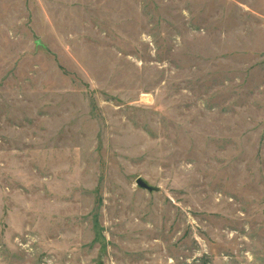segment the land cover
Instances as JSON below:
<instances>
[{
  "label": "rangeland",
  "instance_id": "rangeland-1",
  "mask_svg": "<svg viewBox=\"0 0 264 264\" xmlns=\"http://www.w3.org/2000/svg\"><path fill=\"white\" fill-rule=\"evenodd\" d=\"M0 264H264V0H0Z\"/></svg>",
  "mask_w": 264,
  "mask_h": 264
},
{
  "label": "water",
  "instance_id": "water-1",
  "mask_svg": "<svg viewBox=\"0 0 264 264\" xmlns=\"http://www.w3.org/2000/svg\"><path fill=\"white\" fill-rule=\"evenodd\" d=\"M135 184L137 187H139L140 189L146 190V191H154L156 190L155 188L149 186L143 179L138 178L135 181Z\"/></svg>",
  "mask_w": 264,
  "mask_h": 264
}]
</instances>
